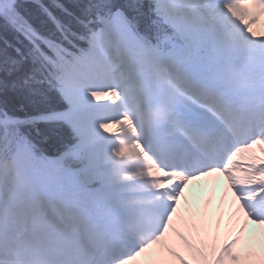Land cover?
<instances>
[{"label": "snow or ice", "instance_id": "1", "mask_svg": "<svg viewBox=\"0 0 264 264\" xmlns=\"http://www.w3.org/2000/svg\"><path fill=\"white\" fill-rule=\"evenodd\" d=\"M0 72V264H264V0H0Z\"/></svg>", "mask_w": 264, "mask_h": 264}, {"label": "clouds", "instance_id": "2", "mask_svg": "<svg viewBox=\"0 0 264 264\" xmlns=\"http://www.w3.org/2000/svg\"><path fill=\"white\" fill-rule=\"evenodd\" d=\"M225 75L231 82H234L236 80V75L232 72H227ZM239 87H242V85H240ZM167 116H168V113H167L166 109L156 108L151 113H149V120L152 122L163 123L166 121ZM116 167L118 169L131 171V170H134L137 167H139V162L135 161L134 159H131V158L124 159V160H117L116 161ZM4 170L7 173H13L14 174L15 173V165L11 161H7L4 164ZM21 186L27 187V182L22 180ZM126 227L131 232V231L138 230L140 225L135 219H132L128 222ZM9 264H16V262L15 261H9Z\"/></svg>", "mask_w": 264, "mask_h": 264}, {"label": "trees", "instance_id": "3", "mask_svg": "<svg viewBox=\"0 0 264 264\" xmlns=\"http://www.w3.org/2000/svg\"><path fill=\"white\" fill-rule=\"evenodd\" d=\"M65 2H67V0H65ZM12 79H14V77H7L4 75V73L0 72V80H5L10 84ZM19 102L20 97L11 91L0 94V106L7 107L9 111H15V108L18 106ZM68 143L69 140L67 136L62 135L59 137H53V139L48 144L41 145V147L46 153H55L58 150H63Z\"/></svg>", "mask_w": 264, "mask_h": 264}]
</instances>
